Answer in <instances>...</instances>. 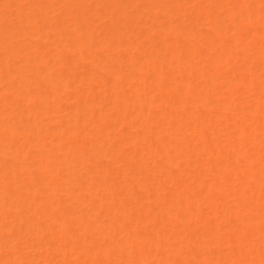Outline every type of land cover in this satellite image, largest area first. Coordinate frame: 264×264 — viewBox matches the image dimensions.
Instances as JSON below:
<instances>
[{
  "label": "bare ground",
  "instance_id": "1",
  "mask_svg": "<svg viewBox=\"0 0 264 264\" xmlns=\"http://www.w3.org/2000/svg\"><path fill=\"white\" fill-rule=\"evenodd\" d=\"M0 264H264V0H0Z\"/></svg>",
  "mask_w": 264,
  "mask_h": 264
}]
</instances>
